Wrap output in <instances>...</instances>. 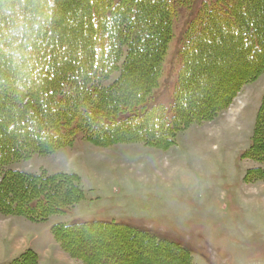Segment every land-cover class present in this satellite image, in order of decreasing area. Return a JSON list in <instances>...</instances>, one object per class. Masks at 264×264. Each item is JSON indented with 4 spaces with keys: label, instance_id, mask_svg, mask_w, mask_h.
Instances as JSON below:
<instances>
[{
    "label": "trees",
    "instance_id": "obj_1",
    "mask_svg": "<svg viewBox=\"0 0 264 264\" xmlns=\"http://www.w3.org/2000/svg\"><path fill=\"white\" fill-rule=\"evenodd\" d=\"M2 1L0 74L14 66L12 75L0 78V214L3 216H19L39 223L51 215L62 214L65 208L82 200L73 174L31 175L6 169L9 164L69 147L78 133L100 145L144 140L159 148L164 141L170 145L175 133L216 117L244 85L255 81L264 71L263 0H214L204 4L184 33L183 68L168 122L164 108L148 106L146 98L156 87L177 9L195 0H82L84 19L77 20L74 27L83 30L87 38L79 45L78 58L72 59L69 55L74 54V48L67 45L65 34L61 36L53 28L62 30V19L73 16L74 9L55 7L58 0H43L40 9L33 8L34 3L30 5L28 0ZM213 36L226 44L236 41V52L247 56L252 66L250 72L244 71L226 90L221 101L203 105L191 98L188 66L193 59L191 51L195 49L196 55H200L212 45ZM121 47H126L127 52L117 67L115 62L121 56ZM118 70L117 79L104 86L108 77ZM247 155L264 163V94ZM253 174L264 177V171L250 170L246 181L253 180ZM89 230L101 235L110 230L120 233L115 241L121 245L113 249L117 248L119 253L136 254L146 248V255L135 256L127 264L187 263V252L181 245L144 228L85 222L57 224L52 226L51 233L69 256L82 259L84 264H97L96 259H91L93 254L76 251L86 239L84 232ZM127 242H133L135 252L126 247ZM37 261V255L27 250L10 264H37Z\"/></svg>",
    "mask_w": 264,
    "mask_h": 264
},
{
    "label": "rangeland",
    "instance_id": "obj_2",
    "mask_svg": "<svg viewBox=\"0 0 264 264\" xmlns=\"http://www.w3.org/2000/svg\"><path fill=\"white\" fill-rule=\"evenodd\" d=\"M213 1L182 4L171 23L156 87L146 98L148 106L164 108L168 122L183 68L184 33L198 10ZM28 2L34 3L36 9L44 5L43 0ZM83 5L82 0H58L55 4L63 10L74 9L73 16L62 19V30L53 28L61 36L65 34L67 45L74 48V54L69 55L71 59L78 58L79 45L87 38L83 30L74 27L77 20L84 19ZM262 6L264 18V0ZM16 11L17 8L13 10L15 15ZM217 38L213 36L212 45L200 55H196L195 49L191 51L193 59L188 66L191 98L203 105L221 101L226 90L252 66L247 56L236 52V41L230 45ZM126 52L127 48L121 47L117 67ZM234 60L239 63L231 64ZM13 67L1 73L0 78L12 75ZM119 72H113L104 86L115 81ZM260 75L256 81L244 85L229 106L212 120L194 123L175 133L170 145L164 141L159 148L145 140L100 145L78 133L69 147L9 164L6 169L31 175L73 174L82 200L39 223L23 217L0 216V264H8L24 248L19 237L32 247H46L54 252L53 264H84L61 247L53 251L58 243L50 230L57 224L85 222L147 229L157 237L181 245L187 252L186 264H264V177L253 174V180L246 181L250 170L264 171V163L247 155L264 94V73ZM98 233L85 231L86 239L76 249L84 255L93 254L91 259H96L97 264H127L135 256L146 255V248L136 254L119 253L117 248L113 249L121 245L115 241L120 233L111 230L102 232L103 235ZM127 244L128 249L136 251L133 242ZM108 247L111 249L106 251ZM147 255L155 257L153 253Z\"/></svg>",
    "mask_w": 264,
    "mask_h": 264
},
{
    "label": "crops",
    "instance_id": "obj_3",
    "mask_svg": "<svg viewBox=\"0 0 264 264\" xmlns=\"http://www.w3.org/2000/svg\"><path fill=\"white\" fill-rule=\"evenodd\" d=\"M263 73H264V71L262 72V74ZM260 77H261V75L257 79H259ZM246 85H248V84H246ZM0 216H3V215L0 214ZM10 217H19V216H10ZM24 219H26V218H24ZM19 240H21L25 244V246H24V248L20 252H18L15 256H13V258H11V260L8 262V264H10L13 260H15L16 258H18L22 253H24L27 250H31V251H33L37 255V258H38L37 263L38 264L40 262H42V261L43 262H51L50 264H53L54 259H52V256H54V252H51L50 250L49 251L46 250V247H32V246L29 245V243L25 242V240L23 238L21 239V237H19ZM55 243H57V242H55ZM56 245H54V250L53 251H55V249H59L60 248V246H58V244H56Z\"/></svg>",
    "mask_w": 264,
    "mask_h": 264
},
{
    "label": "bare ground",
    "instance_id": "obj_4",
    "mask_svg": "<svg viewBox=\"0 0 264 264\" xmlns=\"http://www.w3.org/2000/svg\"><path fill=\"white\" fill-rule=\"evenodd\" d=\"M231 64H232V63H231ZM235 65H236V64H235ZM233 67H234V66H233ZM231 69H232V68H231ZM252 69H253V68H252ZM252 69H251V71H252ZM248 70H249V69H248ZM228 71H230V70H228ZM249 72H250V70H249ZM219 78H220V77H219ZM222 89H223V88H222ZM129 137H130V136H129ZM136 262H137V261H136ZM136 262H135V263H136Z\"/></svg>",
    "mask_w": 264,
    "mask_h": 264
}]
</instances>
